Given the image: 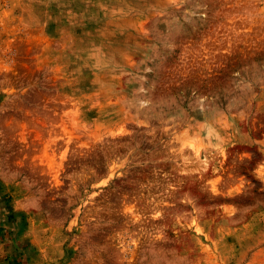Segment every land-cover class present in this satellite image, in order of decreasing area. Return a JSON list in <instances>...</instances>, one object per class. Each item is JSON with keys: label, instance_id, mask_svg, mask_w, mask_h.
Listing matches in <instances>:
<instances>
[{"label": "rangeland", "instance_id": "obj_1", "mask_svg": "<svg viewBox=\"0 0 264 264\" xmlns=\"http://www.w3.org/2000/svg\"><path fill=\"white\" fill-rule=\"evenodd\" d=\"M0 264H264V0H0Z\"/></svg>", "mask_w": 264, "mask_h": 264}]
</instances>
